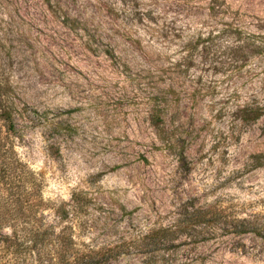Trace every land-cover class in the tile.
Returning a JSON list of instances; mask_svg holds the SVG:
<instances>
[{
	"label": "rangeland",
	"instance_id": "1",
	"mask_svg": "<svg viewBox=\"0 0 264 264\" xmlns=\"http://www.w3.org/2000/svg\"><path fill=\"white\" fill-rule=\"evenodd\" d=\"M0 95V264H80L75 193L107 264H264V0H0Z\"/></svg>",
	"mask_w": 264,
	"mask_h": 264
},
{
	"label": "trees",
	"instance_id": "2",
	"mask_svg": "<svg viewBox=\"0 0 264 264\" xmlns=\"http://www.w3.org/2000/svg\"><path fill=\"white\" fill-rule=\"evenodd\" d=\"M1 96V95H0ZM1 101V97H0ZM264 115V110L261 107H246L245 115L243 118L247 122H254L260 119ZM0 118H3L6 122H9L10 129H14V119L12 113L3 107L0 104ZM158 126L159 122H155ZM264 162H258L257 165L261 166ZM79 194H73L72 200L73 203L69 204V207L65 205H61L57 208V212L59 214L58 222L61 225V228L56 232V243L60 248L61 252L64 251L66 253L74 254V261L81 262L80 264H107L111 257H114L112 253L106 251V248L97 247L95 248L92 245H79L78 240L75 237L74 233L76 232V225H78L77 217L80 213V204H78ZM77 203V204H76ZM210 209H194L187 211L188 213V221L190 225H208L210 223H214L217 218L214 213H210ZM65 222V223H64ZM64 223V224H63ZM258 220H245V219H237L235 221L236 227L240 230L239 232H254L256 235H261L260 232V223L258 224ZM54 226H50L48 228H44L42 232H36L32 235V243L36 246L39 242L44 241L50 235L49 230L53 229ZM15 240V241H14ZM18 236L16 233L12 235H6L3 237V241L9 242V246H18L19 242ZM87 246V247H86Z\"/></svg>",
	"mask_w": 264,
	"mask_h": 264
}]
</instances>
